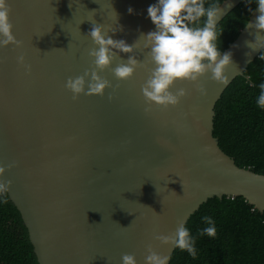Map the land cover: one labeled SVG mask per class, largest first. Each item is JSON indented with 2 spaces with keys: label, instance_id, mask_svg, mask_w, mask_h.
<instances>
[{
  "label": "water",
  "instance_id": "water-1",
  "mask_svg": "<svg viewBox=\"0 0 264 264\" xmlns=\"http://www.w3.org/2000/svg\"><path fill=\"white\" fill-rule=\"evenodd\" d=\"M242 1L224 0L218 23ZM7 2L22 46L0 48V179L11 181L6 194L38 264H121L125 254L144 264L149 245L169 264L175 248L155 237L173 234L208 199L241 197L264 212V175L238 168L213 137L216 102L261 53L245 45L254 29L244 26L223 51L232 53L227 84L205 74L202 95L177 83L172 91L187 93L177 106L145 112L144 68L127 81L113 77L116 62L98 72L112 86L103 96L73 100L65 83L93 69V26L132 45L155 30L147 8L156 0ZM258 15L255 7L247 23Z\"/></svg>",
  "mask_w": 264,
  "mask_h": 264
},
{
  "label": "clouds",
  "instance_id": "clouds-1",
  "mask_svg": "<svg viewBox=\"0 0 264 264\" xmlns=\"http://www.w3.org/2000/svg\"><path fill=\"white\" fill-rule=\"evenodd\" d=\"M256 5L259 15L254 23H246V28L256 31L253 41H245L246 47L255 51H264V0H248ZM221 0H156L147 8V18L155 30L141 34L132 45L124 40H113L99 26H93L86 34L94 44V49L88 55L92 60L93 69L85 71L82 76L69 78L65 88L76 100L81 94L86 96H103L106 89L111 88L108 80L98 75V72L109 68L116 62L112 75L117 81H127L139 68L147 71L148 78L141 86V94L145 102V112L153 106L161 108L175 107L186 96L184 88L172 91L177 83L188 82L196 86V91L205 93L203 84L198 83L205 74H210L212 81L221 85L228 83L225 69L232 64V53L220 51L221 31L218 21L221 13ZM132 14L133 9H127ZM251 12L252 9L249 8ZM10 7L7 0H0V48L14 45L20 48L21 42L12 35V24L9 22ZM143 41L142 48L145 61L138 60L134 52L140 48L138 41ZM121 54H127V60L121 59ZM17 64L30 71L25 65L24 56L17 57ZM149 65L151 67L149 68ZM256 105L264 110V82L259 85ZM115 91V88H113ZM112 99V95L108 96ZM8 165V168L13 167ZM5 167L0 166V177H3ZM11 181L0 179V195L8 193ZM4 201H0L2 203ZM207 225L199 231V235L214 238L216 236L215 221L210 216L201 218ZM162 245H171L181 251H186L193 259L197 256L195 248L196 237L190 234L185 223H180L171 235L155 237ZM144 264H167L169 257L161 256L149 245L146 249ZM121 264H136L133 255L121 257Z\"/></svg>",
  "mask_w": 264,
  "mask_h": 264
},
{
  "label": "trees",
  "instance_id": "trees-1",
  "mask_svg": "<svg viewBox=\"0 0 264 264\" xmlns=\"http://www.w3.org/2000/svg\"><path fill=\"white\" fill-rule=\"evenodd\" d=\"M255 7L243 0L218 23L221 52L236 39ZM261 82L264 51L216 102L213 137L238 168L264 175V110L256 105ZM0 201H4L0 203V264H38L19 212L6 193L0 195ZM204 216L215 221L214 238L198 234L207 226L201 219ZM185 226L196 237L197 256L193 259L175 248L169 264H264V212L241 197L208 199Z\"/></svg>",
  "mask_w": 264,
  "mask_h": 264
}]
</instances>
